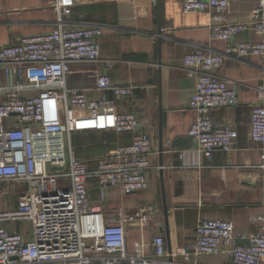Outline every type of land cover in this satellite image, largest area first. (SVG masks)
I'll list each match as a JSON object with an SVG mask.
<instances>
[{"label": "built area", "instance_id": "built-area-1", "mask_svg": "<svg viewBox=\"0 0 264 264\" xmlns=\"http://www.w3.org/2000/svg\"><path fill=\"white\" fill-rule=\"evenodd\" d=\"M230 1L183 0L184 13L211 11V39L225 42L223 53L198 46L183 61L187 75L195 79L190 105L198 112L189 135L208 158L217 148L232 150L239 136L235 125L216 123L211 116L214 109L239 103L237 89L218 69L228 56H259L264 62V41L236 39L246 30L264 35V0H258L252 19L234 22L228 19ZM75 4L76 0H55L58 25L52 32L24 35L0 46V186L7 185L6 189L0 187V195H8L13 184L12 195L18 201L14 207L0 210V264H187L192 257L223 250L229 253L231 264L264 262V225L248 243L239 244L232 221L201 219L191 247L169 252L164 238L155 236L152 252L132 254L124 224L147 225L157 213L155 206L143 204L131 212L119 208L106 214L93 204L89 180L94 177L99 180L103 200L110 186L122 194L147 189L155 147L138 115L117 109L121 98L132 96L133 85H113L108 74H99L96 86L104 91L101 98L68 87L74 64L101 60L104 35L100 26L67 25ZM105 65L111 66V60ZM90 130L134 136L130 144L101 156L96 167L90 168L77 157L72 144L74 133ZM250 137L259 145L262 163L246 167H264V104L252 106ZM256 218L264 223V215ZM20 220L31 223L32 239L3 225ZM88 242L95 243L94 253H88Z\"/></svg>", "mask_w": 264, "mask_h": 264}, {"label": "crops", "instance_id": "crops-1", "mask_svg": "<svg viewBox=\"0 0 264 264\" xmlns=\"http://www.w3.org/2000/svg\"><path fill=\"white\" fill-rule=\"evenodd\" d=\"M54 5L55 0H0V46L15 43L24 35L52 32L58 25ZM257 5L258 0H231L228 19L250 20ZM210 21L209 10L184 13L183 0H76L67 17L68 26L95 25L104 32L101 60L74 64L67 77L68 87L82 89L90 98H101L104 91L96 86L99 74H108L113 85H133L132 96L121 98L117 109L136 113L143 130L153 139V167L147 171V189L122 194L119 188L110 186L103 200L98 178L89 180L92 202L106 214H114L119 208L131 212L143 204L157 209L153 220L143 227L135 222L124 224L129 253L152 252L155 236L164 238L168 251L176 253L180 248L191 247L201 219L232 221L239 244L248 243L252 235L263 230L264 223L256 217L264 215V167H246L262 163L259 145L250 137L252 106L264 104L261 57L228 56L217 71L238 91V105L211 111L216 123L237 128L239 136L234 148H217L208 158L189 135L198 112L190 105L195 79L184 70V57L198 46L217 53L225 51L224 41L211 39ZM236 39L260 42L264 35L246 30L238 33ZM106 60H111V66L105 65ZM107 94L113 93L109 90ZM74 134L72 144L76 137L85 145L84 152L75 147V153L90 168L96 167L101 156L130 144L134 136L114 130ZM8 195V207H14L18 201L12 190ZM8 207L3 205L0 210ZM3 225L23 233L27 239L33 238L28 220L7 221ZM94 245L88 242L89 254L95 252ZM178 260L183 259L179 256ZM187 264H231V257L223 250L192 257Z\"/></svg>", "mask_w": 264, "mask_h": 264}, {"label": "rangeland", "instance_id": "rangeland-1", "mask_svg": "<svg viewBox=\"0 0 264 264\" xmlns=\"http://www.w3.org/2000/svg\"><path fill=\"white\" fill-rule=\"evenodd\" d=\"M74 136H75V134H74ZM73 147H74V149H75V147H77V148L79 147L80 150H81L82 152H84V150H85V145H84L83 141L77 139L76 137L74 138V144H73ZM0 187H1L2 189H6V188H7V185H6V184H5V185H1ZM9 187H10L12 190L14 189V185H13V184H11ZM13 192H14V191H13ZM3 198H4V199H1V197H0V208H1L3 205L8 207V205L11 204V198L9 197V195L4 196ZM4 208H6V207H4ZM8 208H9V207H8Z\"/></svg>", "mask_w": 264, "mask_h": 264}, {"label": "water", "instance_id": "water-1", "mask_svg": "<svg viewBox=\"0 0 264 264\" xmlns=\"http://www.w3.org/2000/svg\"><path fill=\"white\" fill-rule=\"evenodd\" d=\"M159 33H161V23H159ZM159 42H161V39H159ZM160 133H162L161 129H160ZM160 150L163 151V142H162V136H161V141H160ZM60 167H53V169H58ZM172 252V251H169ZM171 260H173V258H171Z\"/></svg>", "mask_w": 264, "mask_h": 264}, {"label": "trees", "instance_id": "trees-1", "mask_svg": "<svg viewBox=\"0 0 264 264\" xmlns=\"http://www.w3.org/2000/svg\"><path fill=\"white\" fill-rule=\"evenodd\" d=\"M91 131V130H90Z\"/></svg>", "mask_w": 264, "mask_h": 264}]
</instances>
